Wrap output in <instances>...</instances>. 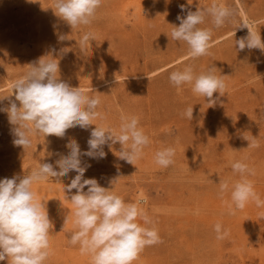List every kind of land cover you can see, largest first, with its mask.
<instances>
[{
  "label": "rangeland",
  "instance_id": "1",
  "mask_svg": "<svg viewBox=\"0 0 264 264\" xmlns=\"http://www.w3.org/2000/svg\"><path fill=\"white\" fill-rule=\"evenodd\" d=\"M217 2L236 15L213 29L210 55L193 59L185 42L171 38L172 27L179 26L178 15H186L180 5L195 11L213 0H102L92 23L77 29L55 15L54 0H0V108L15 99L11 85L28 65L52 56L59 63V79L100 97L98 110L105 119L93 123L118 129L122 115H135L149 136L135 166L116 156L119 143L111 149L105 145L103 159L81 157L82 166L90 165L84 178L113 187L126 203L140 202L153 224L143 225L140 218L137 223L158 230L160 242L145 247L133 264H264V205L250 200L233 215L228 207L231 185L241 179L232 169L237 161L254 170L255 175L245 176L264 201V53L235 47V40L248 34L239 28L245 22L264 41V0ZM200 27L212 28L211 18ZM85 31L93 32L95 41L80 49ZM187 65L196 74L214 65L217 75H227L224 95L214 93L213 105L190 84L177 88L169 81L172 71ZM189 106L191 120L182 115ZM13 127L0 111V179L22 178L40 162L55 168L72 139L86 151L95 125L68 129L63 138L32 136L26 150L13 144ZM166 147L175 149L174 163L162 168L154 156ZM76 174L32 186L53 223L45 264H91L79 244L68 242L76 228L74 206L66 196L76 190L70 194L64 186ZM221 181L229 182L223 198ZM217 223L221 234L227 231L223 239H217ZM0 264H8L7 258Z\"/></svg>",
  "mask_w": 264,
  "mask_h": 264
},
{
  "label": "clouds",
  "instance_id": "2",
  "mask_svg": "<svg viewBox=\"0 0 264 264\" xmlns=\"http://www.w3.org/2000/svg\"><path fill=\"white\" fill-rule=\"evenodd\" d=\"M101 4L102 0H54L52 9L57 17L72 29H77L92 23ZM180 8L182 12L186 11V15H178L180 23L172 27L171 38L185 42L188 55L193 59L210 55L213 29L222 27L236 15L234 9L217 0H213L210 6L197 7L195 11L186 10L184 5ZM208 17L211 18L212 28L200 27ZM239 28H247L248 34L235 40V47L240 51L259 49L264 53L260 33L253 31L246 22ZM92 41H95V34L83 32L78 41L79 48L85 49ZM48 57H41L28 65V70L11 85L15 99L9 101L8 107L0 108L7 113L10 125L14 126L11 129L13 144L26 150L31 146L32 136L63 138L68 129L95 127L87 141L88 149L82 151L75 139L70 140L66 145L68 154L55 161V168L52 163L40 162L22 178L0 179V261L7 258L8 264H45L51 254L53 223L47 213L46 202L37 199L32 186L49 178L59 180L75 171L77 174L70 183L63 185L64 192L71 194L73 189L76 190L70 197L66 196L74 206L76 228L68 242L79 244L81 254L88 255L91 264H133L145 247L160 242L158 230L154 226H143L153 222L140 207V202L126 203L113 187H103L95 178H84L90 165L82 166L81 157L103 159L106 157L104 146L111 149L119 143L121 148L116 156L135 166L150 138L135 115H122L118 129L93 123L97 119H105L98 110L100 97L89 95L87 90L71 87L59 79V63L52 56ZM218 71L213 65L207 71L196 74L193 66L187 65L182 70L172 71L169 81L177 88L190 84L193 93L207 98L208 103L213 105V94L223 96L227 87V75H217ZM182 115L191 120L193 107L189 106ZM251 146L258 147V144ZM174 156L175 149L166 147L155 153L154 160L158 166L167 168L174 163ZM232 169L240 174L241 179L231 185L229 214L243 209L250 200H254L258 207L264 205L252 182L245 176L246 173L255 175L254 170L239 161L232 164ZM115 182L116 179L110 183L114 185ZM228 190L229 182L221 181L219 196L223 198ZM138 218L143 220V225L137 223ZM221 228L219 223L214 226L217 239L227 236L226 230L221 234Z\"/></svg>",
  "mask_w": 264,
  "mask_h": 264
}]
</instances>
